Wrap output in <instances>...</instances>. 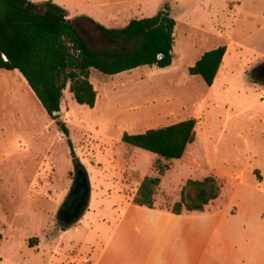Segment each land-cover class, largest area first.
Returning <instances> with one entry per match:
<instances>
[{
    "label": "rangeland",
    "instance_id": "obj_1",
    "mask_svg": "<svg viewBox=\"0 0 264 264\" xmlns=\"http://www.w3.org/2000/svg\"><path fill=\"white\" fill-rule=\"evenodd\" d=\"M53 1L94 49L117 44L89 17L122 27L166 7L177 22L172 63L112 75L93 68L95 106L78 103L67 87L56 118L18 69L0 68V264H91L157 163L168 167L154 194L158 207L172 209L190 178L215 175L223 184L208 206L225 212L215 221V264H264V80L254 72L264 64V0ZM220 45L227 50L208 85L189 67ZM58 117L91 183L89 205L71 225L58 218L76 173ZM191 117L196 138L180 159L122 140Z\"/></svg>",
    "mask_w": 264,
    "mask_h": 264
},
{
    "label": "trees",
    "instance_id": "obj_2",
    "mask_svg": "<svg viewBox=\"0 0 264 264\" xmlns=\"http://www.w3.org/2000/svg\"><path fill=\"white\" fill-rule=\"evenodd\" d=\"M89 18L117 46L92 48L68 9L53 0H0V68L18 69L52 118L57 117L55 111H61L67 87L78 103L95 106L98 93L90 80L93 68L112 75L142 65L164 68L172 63L177 22L166 7L149 17H134L122 27H108ZM226 50V45L207 50L189 72L212 85ZM57 122L71 155L77 158L69 127L62 120ZM195 126L196 119L191 117L145 132H125L122 140L156 153L159 159H180L195 141ZM156 166L158 174L145 176L138 188L135 201L139 204L154 207L155 191L168 169L161 163ZM222 188L215 175L190 178L172 211H203Z\"/></svg>",
    "mask_w": 264,
    "mask_h": 264
},
{
    "label": "crops",
    "instance_id": "obj_3",
    "mask_svg": "<svg viewBox=\"0 0 264 264\" xmlns=\"http://www.w3.org/2000/svg\"><path fill=\"white\" fill-rule=\"evenodd\" d=\"M209 205L203 211L176 214L132 199L113 221L107 242L91 264H215V221L225 212L209 210Z\"/></svg>",
    "mask_w": 264,
    "mask_h": 264
},
{
    "label": "water",
    "instance_id": "obj_4",
    "mask_svg": "<svg viewBox=\"0 0 264 264\" xmlns=\"http://www.w3.org/2000/svg\"><path fill=\"white\" fill-rule=\"evenodd\" d=\"M258 78L264 80V75L258 74ZM59 112L55 111L54 113L58 114ZM57 120H62V117H58ZM73 164L76 169L75 181L67 200L58 213L59 220L65 225H71L81 218L91 198V183L87 169L78 157L74 158Z\"/></svg>",
    "mask_w": 264,
    "mask_h": 264
},
{
    "label": "flooded vegetation",
    "instance_id": "obj_5",
    "mask_svg": "<svg viewBox=\"0 0 264 264\" xmlns=\"http://www.w3.org/2000/svg\"><path fill=\"white\" fill-rule=\"evenodd\" d=\"M254 72L257 73V74H263L264 75V64H262L261 66L257 67L254 70Z\"/></svg>",
    "mask_w": 264,
    "mask_h": 264
}]
</instances>
